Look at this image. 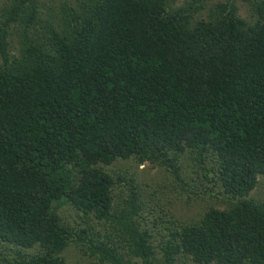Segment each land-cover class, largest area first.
<instances>
[{
  "label": "trees",
  "instance_id": "16d2710c",
  "mask_svg": "<svg viewBox=\"0 0 264 264\" xmlns=\"http://www.w3.org/2000/svg\"><path fill=\"white\" fill-rule=\"evenodd\" d=\"M239 1L0 0V264H264V0Z\"/></svg>",
  "mask_w": 264,
  "mask_h": 264
},
{
  "label": "rangeland",
  "instance_id": "374dc122",
  "mask_svg": "<svg viewBox=\"0 0 264 264\" xmlns=\"http://www.w3.org/2000/svg\"><path fill=\"white\" fill-rule=\"evenodd\" d=\"M41 1L47 3L48 0H41ZM181 1L182 0H176V4H180ZM237 5L239 6L238 13L242 17H244L246 14V6L243 3H241L239 0H237ZM126 165L127 162L125 161L124 162L119 161L117 163V166H119V168H124L126 167ZM134 172L140 180L146 181L150 186L151 184H153L152 182L154 180L160 178V173H158L156 169L149 168L146 165L136 167L134 169ZM251 196L262 199L264 197V184L262 183L260 184V186L256 187L253 190V192H251ZM193 211L194 210L191 208L186 209V207H183L180 203H178V207H176L175 209L176 214H180L181 217H183V219L185 218L186 215H192ZM61 216L64 217V214H62ZM67 252H69L68 253L69 256H73V254L70 251Z\"/></svg>",
  "mask_w": 264,
  "mask_h": 264
}]
</instances>
